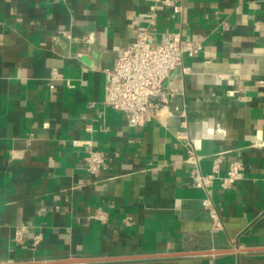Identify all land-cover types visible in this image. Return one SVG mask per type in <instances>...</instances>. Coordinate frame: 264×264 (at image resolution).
Wrapping results in <instances>:
<instances>
[{"label": "crops", "instance_id": "1", "mask_svg": "<svg viewBox=\"0 0 264 264\" xmlns=\"http://www.w3.org/2000/svg\"><path fill=\"white\" fill-rule=\"evenodd\" d=\"M155 2L0 0V264H264V0L158 13V40L179 32L202 45L184 57L188 73L165 80L187 128L167 109L130 128L104 104L105 70ZM90 149L105 157L96 175ZM216 159L219 177L233 161L244 168L208 189L220 230L189 179ZM97 212L105 222L89 218ZM197 252L211 253L174 257Z\"/></svg>", "mask_w": 264, "mask_h": 264}, {"label": "built area", "instance_id": "2", "mask_svg": "<svg viewBox=\"0 0 264 264\" xmlns=\"http://www.w3.org/2000/svg\"><path fill=\"white\" fill-rule=\"evenodd\" d=\"M181 1L156 0L151 11L145 15V25L138 29L134 42L118 53L111 69L105 70L107 82L104 104L124 114L130 128L143 127L162 109H167V118H179L180 126L187 128V111L177 106L169 107L174 102V96L166 91L165 80L176 69H181L183 74L188 73L189 69L183 65V59L201 51L202 45L182 37L179 32L168 33L163 40H158L156 36L158 13L171 10L174 14H180ZM72 146L78 147L79 143L72 142ZM84 162L89 175H96L106 168L103 154L93 149L87 152ZM219 163L218 159L214 160L208 175L201 174L197 169L189 174L191 183L204 191L201 204L208 211L215 230H220L221 224L208 189L216 179L220 180L223 189L232 186L244 169L243 163L236 160L229 165L225 176L219 177ZM89 218L105 222L102 212L94 213ZM27 234L26 226L15 228L13 242L22 245ZM41 241V235L33 236L32 246H37Z\"/></svg>", "mask_w": 264, "mask_h": 264}, {"label": "water", "instance_id": "3", "mask_svg": "<svg viewBox=\"0 0 264 264\" xmlns=\"http://www.w3.org/2000/svg\"><path fill=\"white\" fill-rule=\"evenodd\" d=\"M248 251H253V250H248ZM211 252H197V253H184V254H176L174 257H180V256H196V255H206L209 254ZM118 259H126V258H118ZM99 261H103L102 259H98V260H81V259H72L69 258L67 260H61L58 262H48L47 264H80V263H89V262H99Z\"/></svg>", "mask_w": 264, "mask_h": 264}]
</instances>
